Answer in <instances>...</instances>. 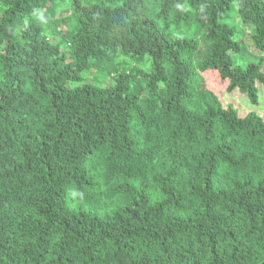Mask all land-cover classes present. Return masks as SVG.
Segmentation results:
<instances>
[{
    "label": "trees",
    "instance_id": "obj_1",
    "mask_svg": "<svg viewBox=\"0 0 264 264\" xmlns=\"http://www.w3.org/2000/svg\"><path fill=\"white\" fill-rule=\"evenodd\" d=\"M233 3L264 53V0H0V264H264V121L188 108L190 35L128 17L204 24L256 105Z\"/></svg>",
    "mask_w": 264,
    "mask_h": 264
},
{
    "label": "rangeland",
    "instance_id": "obj_2",
    "mask_svg": "<svg viewBox=\"0 0 264 264\" xmlns=\"http://www.w3.org/2000/svg\"><path fill=\"white\" fill-rule=\"evenodd\" d=\"M145 3H149V0H145ZM153 13L152 7L149 5L145 10L141 12L130 13L128 17L131 20H138L152 24L162 32L173 38H181L186 34L190 35V38L194 42V52L189 53L183 51L182 56L190 64L193 75L191 80V98L184 102V104L196 111L201 112L202 105L210 103L208 93H212L218 99L221 107L232 106L239 117H244L248 113H254L258 115L264 121V88L259 83H255L257 104L253 105L248 96L245 93L240 92L237 89L227 91L229 82L226 79L221 78L214 70H198V63L206 56L208 47L211 41L206 37V26L190 24V19L185 23H180L177 26L172 23L173 14L169 15L167 21L152 20L151 15ZM235 5H231V8L226 12L225 16L221 20L222 22L231 25L235 28V41L243 43L245 50L242 53H237L232 56L233 64L241 68H245L249 64H256L261 58L264 64V53L255 48L251 42L250 34L252 27L242 26L236 18ZM180 30V31H177ZM264 69V65H263ZM85 80L90 82L91 73L85 75ZM108 84V79L105 85Z\"/></svg>",
    "mask_w": 264,
    "mask_h": 264
}]
</instances>
